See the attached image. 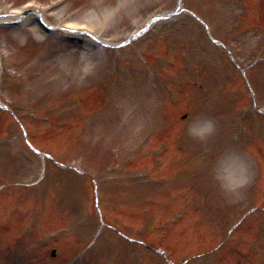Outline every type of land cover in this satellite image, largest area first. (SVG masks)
Here are the masks:
<instances>
[{
  "label": "rangeland",
  "instance_id": "obj_1",
  "mask_svg": "<svg viewBox=\"0 0 264 264\" xmlns=\"http://www.w3.org/2000/svg\"><path fill=\"white\" fill-rule=\"evenodd\" d=\"M180 2L118 51L61 37L123 44ZM30 5L56 36L0 27V264H124L114 240L142 244L134 264H264V0H0V15ZM126 195L150 212L125 234Z\"/></svg>",
  "mask_w": 264,
  "mask_h": 264
},
{
  "label": "bare ground",
  "instance_id": "obj_2",
  "mask_svg": "<svg viewBox=\"0 0 264 264\" xmlns=\"http://www.w3.org/2000/svg\"><path fill=\"white\" fill-rule=\"evenodd\" d=\"M20 18H21V12H19V13L13 12L10 14V16L8 18H4V19L0 18V24H5V23H9V22H19L20 24L24 23V19L22 21V20H20ZM34 30L36 31V29H34ZM91 71H93V69ZM89 72H90V69H89Z\"/></svg>",
  "mask_w": 264,
  "mask_h": 264
}]
</instances>
